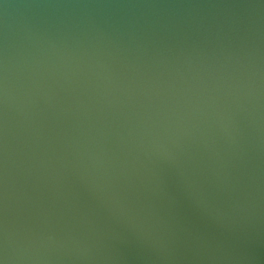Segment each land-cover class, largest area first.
<instances>
[{
    "label": "water",
    "instance_id": "1",
    "mask_svg": "<svg viewBox=\"0 0 264 264\" xmlns=\"http://www.w3.org/2000/svg\"><path fill=\"white\" fill-rule=\"evenodd\" d=\"M0 264H264V0H0Z\"/></svg>",
    "mask_w": 264,
    "mask_h": 264
}]
</instances>
